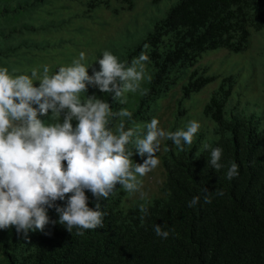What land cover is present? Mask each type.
I'll use <instances>...</instances> for the list:
<instances>
[{
	"label": "trees",
	"instance_id": "trees-1",
	"mask_svg": "<svg viewBox=\"0 0 264 264\" xmlns=\"http://www.w3.org/2000/svg\"><path fill=\"white\" fill-rule=\"evenodd\" d=\"M113 1L129 10L133 0ZM107 2L77 0V11L70 13L66 6H51L53 0H0V67H6L13 77L31 76L34 66L45 60L51 62L50 51H57L65 43L41 46L37 39L60 33L65 22L76 24L74 21L97 6L107 9ZM31 15L36 20L25 24V16ZM263 29L264 0H180L119 60L131 66L134 58L146 53V77L150 79L141 83L144 91L137 107L130 111L131 118L123 117L115 128L117 116L110 115L107 127L115 134L123 121L125 130L137 129L150 117L148 104L159 101L203 54L213 50L240 53L249 36ZM102 55L96 54L93 66H100ZM34 59L39 62L35 64ZM61 66L52 65L49 75ZM235 78L224 76L202 107V116L215 125L216 137L206 144L208 148L197 151V144L190 148L184 144L181 151L167 142L159 157L163 171L160 196L143 204L147 215L140 211L141 205L119 208L122 193L117 192L100 200L106 213L102 227H74L69 233L58 222L57 208L67 207L74 194L70 192L52 202L53 207H46L49 223L42 231L30 230L24 239L17 235L15 226L8 228L0 237V264H264V114L262 110L259 116L243 114L235 118L223 113ZM33 79V86L39 87V79ZM214 79L192 70L181 89L182 97L187 98ZM112 95L104 93V101L115 113L118 109ZM32 107L38 109L34 104ZM47 115L38 113V119L46 126L59 123L53 114L50 118ZM59 118L63 120L64 113ZM132 146L130 141L126 152L133 150ZM217 147L222 149L219 163L223 167L219 170L210 163L211 151ZM233 162L238 175L229 180L226 174ZM63 166L66 169V161ZM217 189L224 195H216ZM85 195L89 208L95 209L96 198L87 189ZM205 195L210 196L211 203L204 202ZM196 196L199 203L189 207ZM157 224L169 232L166 239L156 235Z\"/></svg>",
	"mask_w": 264,
	"mask_h": 264
},
{
	"label": "clouds",
	"instance_id": "clouds-1",
	"mask_svg": "<svg viewBox=\"0 0 264 264\" xmlns=\"http://www.w3.org/2000/svg\"><path fill=\"white\" fill-rule=\"evenodd\" d=\"M84 59L85 53L81 52L71 66H61L53 75H49L45 65L42 77H37L35 68L31 76L13 77L6 67H0V229L15 226L17 235L24 239L30 230L44 229L49 223L46 207H53L52 202L70 192L74 194L67 207L57 208L58 222L69 233L74 227H102L106 213L101 210V198L107 199L117 184L128 192L137 191L141 185L138 176L146 175L159 164L156 153L162 139L173 141L183 151V145H191L200 129L193 120L186 130L166 132L158 127L159 120L152 118L142 138L138 129L125 130L123 121L114 134L107 127L108 117L131 118L132 113L124 108L114 113L108 102L95 97L82 102L80 94L92 84L102 93L113 94L114 101H121L126 93L137 92L145 78L150 79L145 67L149 56L141 52L131 66H126L106 50L98 60L100 70L92 76L81 63ZM33 78L39 79V87L33 86ZM49 110L53 119L64 113L63 123H42L38 113L47 115ZM73 119L78 121L75 129ZM134 135L136 153L147 156L142 164L133 165V152H126L125 146ZM221 155V148L212 149L210 163L217 170L223 167L219 163ZM237 169V164L231 163L227 179L236 177ZM85 189L96 198L95 209L89 208ZM216 195L224 193L217 189ZM199 201V196L193 197L188 206L194 207ZM204 202L211 203L209 195L204 196ZM140 211L148 214L144 205ZM154 231L164 239L169 235L159 224Z\"/></svg>",
	"mask_w": 264,
	"mask_h": 264
},
{
	"label": "rangeland",
	"instance_id": "rangeland-1",
	"mask_svg": "<svg viewBox=\"0 0 264 264\" xmlns=\"http://www.w3.org/2000/svg\"><path fill=\"white\" fill-rule=\"evenodd\" d=\"M77 0H61L55 7L66 6L70 13L77 10L74 3ZM180 0H159L153 3L151 0H133L131 9L126 10L125 4H120L113 0H108V8L97 6L82 17H79L70 26L65 22L60 33L50 37H41L36 40L39 45H53L65 42L57 51H50L51 62L34 59L37 64L33 68L43 75V66L47 65L51 69L52 65L71 66L73 61L79 59L81 52L85 53V59L81 63L87 67L88 75L92 76L95 71L100 70V66H93L96 54L110 51L118 61L124 57L125 53L152 31L155 22L163 19L168 11ZM60 13V11H57ZM79 12L83 11L79 9ZM67 13L66 16L70 15ZM84 13V12H83ZM33 15V13H32ZM25 16V24L36 20L37 17ZM45 24V21H44ZM46 54V52H45ZM36 57H40L36 55ZM62 59H65L67 62ZM97 61V60H96ZM55 68V67H54ZM192 70H197L204 78L214 77L215 79L205 84L198 91L191 93L187 98L182 97V87L187 84V76ZM234 75L235 84L231 90L229 98L223 107V113L231 117H239L243 114L259 116L263 110L264 114V29L249 36L245 49L237 54L225 52L224 50H213L207 52L199 58L195 65L184 72L182 79L176 81L175 85L160 97L157 102L149 103L147 110L150 117L143 124L138 126L137 134L143 137L146 134V124L152 118L159 120L158 127L166 132H175L187 128L190 121H197L200 129L193 137V144H197V151L203 146L215 140V125L210 120L202 116L201 110L210 98L211 94L218 90L221 79L228 75ZM34 81V79H33ZM142 83V82H141ZM35 87V86H34ZM144 91L141 88L135 93H126L121 101H116L118 112L120 109H127L129 112L138 105V97ZM88 97H95L104 100L98 86L89 84L87 90L80 94L81 101L84 102ZM36 107L38 105L34 104ZM223 114V116H224ZM48 114L45 117H51ZM123 117L117 116L114 127ZM63 119V118H62ZM63 123L61 118L57 119ZM73 129L78 124L76 119L72 120ZM134 136L130 141L133 143L131 157L133 165L142 164L147 156L141 157L135 151ZM171 140L162 139L160 149L156 156L160 157L167 142ZM171 143L174 145L173 141ZM191 145L186 146L188 148ZM67 168V166H66ZM139 189L135 192H128L117 184L113 195L117 192L122 193L118 200L119 208H127L133 205H143L147 201L160 196L159 190L163 181V171L160 164L140 177ZM7 229H0V237L7 232ZM1 249V244H0Z\"/></svg>",
	"mask_w": 264,
	"mask_h": 264
}]
</instances>
